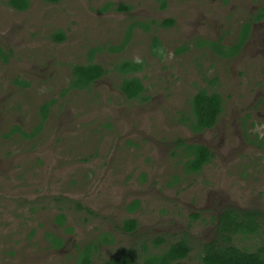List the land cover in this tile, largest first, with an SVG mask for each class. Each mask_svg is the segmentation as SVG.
<instances>
[{
	"label": "rangeland",
	"instance_id": "obj_1",
	"mask_svg": "<svg viewBox=\"0 0 264 264\" xmlns=\"http://www.w3.org/2000/svg\"><path fill=\"white\" fill-rule=\"evenodd\" d=\"M29 1L18 11L0 0V264H74L106 232L117 243L102 247L93 264L133 243L154 252L150 240L159 237L161 251L188 240L184 264H201L225 207L263 212L257 233L236 236L235 245L264 248V46L223 55L264 0ZM168 19L175 26H161ZM134 24L126 48L112 52ZM60 32L66 38L57 42ZM154 37L163 56L152 53ZM96 48L94 62L106 75L92 91L65 94L72 67L88 64ZM126 60L145 62L136 76L147 101L121 92L114 67ZM201 89L220 93L224 110L213 131L195 135L180 119ZM52 100L42 130L24 136L38 129L40 108ZM178 138L207 144L214 159L187 174L170 148ZM137 199L140 234L126 235L121 225L133 218L126 206ZM62 213L65 226L56 221ZM48 234L63 238L66 251Z\"/></svg>",
	"mask_w": 264,
	"mask_h": 264
},
{
	"label": "trees",
	"instance_id": "obj_2",
	"mask_svg": "<svg viewBox=\"0 0 264 264\" xmlns=\"http://www.w3.org/2000/svg\"><path fill=\"white\" fill-rule=\"evenodd\" d=\"M45 1L48 3H59L61 0ZM9 5L18 11H27L30 7V1L9 0ZM121 9L128 10V8ZM256 19H264V5L259 8ZM137 26H139V24H134L129 29L126 40L121 46L111 48L110 50L114 53L122 52L129 44L132 32ZM161 26L165 28L173 27L175 26V20L168 19L162 22ZM242 29L243 31L240 36L239 43L228 49V51L223 54L224 56L234 57L240 52L244 42L250 35L251 23L246 22L242 26ZM54 38L57 42H62L66 37L64 33L60 32L55 35ZM98 51V48L91 51L88 64H77L72 67L70 84L65 89V94L71 90L92 91L94 85L106 75V69L100 64L94 62V56ZM152 53H158L160 56L164 55V50L158 37H154L152 40ZM144 69L145 62L143 61L137 63L136 61L126 60L115 65L114 70L123 76L120 90L128 100H148V97L144 96L147 89L144 86L143 81L136 76L137 73L142 72ZM54 104L55 100H52L41 106L40 111L42 120L38 129H36L32 134L24 133V136L29 138L34 137L42 130V126L48 119L49 112ZM189 105V114L182 115L181 122L194 133H200L214 128L224 110V100L222 95L218 92H208L205 89L199 90L190 99ZM18 130L20 131L21 129L19 127L14 128L13 131H11V134ZM176 145L177 149L181 150L180 153L178 150H176V152L180 154V157L182 158V165L184 166V170L187 174L201 172L203 168L210 164L214 158L211 151L203 145H192L187 143L182 138L177 139ZM138 207L139 202H136L134 203L132 209L136 210ZM262 216L263 213L256 210H240L239 212L235 210H228L224 212L219 224L218 234L223 237L225 244L223 245L214 242L206 245L201 257L202 264H264V248L256 252H251L247 249L237 248L231 244V237L233 234H256L258 230L257 222ZM56 221H58L59 225L65 226L66 215L63 213L59 214ZM137 224L136 220L129 219L123 223L122 227L127 232H132L137 228ZM47 236L51 239L56 249L63 246V238L55 237L52 234H48ZM106 236L108 237V235H105L104 237ZM106 239L107 238L104 240ZM109 243H113V241H110ZM163 243V239H158L155 242V245L159 246ZM97 251L98 245L94 241H89L86 245H84L79 254H77L78 256L76 257L74 264H93V257ZM189 253L190 248L188 244L185 241H182L172 244L160 255L146 256L142 264H182L180 261L188 258ZM135 257L137 256L131 251L117 258L104 261L101 264H136Z\"/></svg>",
	"mask_w": 264,
	"mask_h": 264
},
{
	"label": "flooded vegetation",
	"instance_id": "obj_3",
	"mask_svg": "<svg viewBox=\"0 0 264 264\" xmlns=\"http://www.w3.org/2000/svg\"><path fill=\"white\" fill-rule=\"evenodd\" d=\"M258 10H259V8H258ZM258 10L256 11V13H255V15H253V16H250V20L248 21V22H250L251 23V29H250V35H249V37H248V39L244 42V44H243V46H242V49L240 50V52L238 53V54H236L234 57H232V58H237V57H239L240 56V54L242 53V51H244L245 49H246V47H249V46H253V44H254V42H256L257 43V45H259L258 47L261 49L263 46H264V34H262V31H259L256 27H258V28H262L263 26H264V19L263 20H257L256 19V16H257V12H258ZM242 31H243V29L241 28L240 29V31H239V40H240V36H241V34H242ZM239 40H238V42L236 43V44H238L239 43ZM259 52V51H258ZM246 117H247V115H246ZM220 118V117H219ZM180 121H181V119H180ZM218 122H219V119H218ZM218 122H217V124L215 125V127L214 128H212V129H208V130H205V131H203V132H200V133H194V132H192L185 124V126L188 128V131H189V133L190 134H195V135H203V133H205V132H208V131H213L216 127H217V125H218ZM176 142H177V139H176V141H172V145H170V148H174L175 147V150H178L177 149V145H176ZM188 143L189 144H192V145H203V146H205V147H207L210 151H211V153L214 155V157H215V153L213 152V150L207 145V144H204V143H194V142H192V141H189L188 140ZM178 152L180 153L181 152V150H178ZM214 159V158H213ZM207 166V165H206ZM204 169V168H203ZM200 173V172H199ZM191 174H198V173H191ZM136 202H139V207L138 208H136V210H133L132 208H133V205H134V203H136ZM129 203V202H128ZM141 206H142V203H141V201L139 200V199H137V200H133L131 203H129L127 206H126V210H127V212L129 213L128 215L129 216H131V217H133L132 218V220H136L137 221V228L134 230V231H132V232H127L126 230H124L123 229V223L126 221V220H129V219H126L125 221H123V223H122V225H121V231L124 233V234H126V235H135V234H140V224H141V221H139V219H138V213H139V210L141 209ZM230 211V210H235V211H237V212H239L240 210H244V211H249L248 209H238V208H231V207H225V208H223L222 210H221V212L217 215V217H216V227H215V232H214V236H213V238L210 240V241H207V242H204V244H203V252H204V249H205V247H206V245H208V244H212V243H214V242H216V243H218V244H225V241H224V239H223V237H221L219 234H218V228H219V224H220V221H221V218H222V215H223V213L224 212H226V211ZM251 211H253V210H251ZM257 211V210H256ZM259 212H261V211H259ZM261 213H263V212H261ZM263 217V216H262ZM194 218L197 220H199L200 219V217L198 216V215H194ZM261 219V218H260ZM259 219V220H260ZM259 220H258V222H259ZM258 222H257V225H258ZM258 228H259V226H258ZM156 231H160L158 228L156 229ZM258 231V230H257ZM184 231H182V233H183ZM113 234H115V232H112ZM112 233H109V232H106V233H103V234H100V235H98V237L97 238H94V239H92V240H90V241H94L97 245H98V251L95 253V255H94V257L97 255V253L101 250V248L102 247H113V246H115L116 245V243H117V238L112 234ZM105 235H108V237L106 236V237H104ZM238 235H242V234H236V235H232V237H231V244L233 245V246H236L235 245V238H236V236H238ZM251 235H254V234H251ZM151 236H153V233L151 234ZM150 236V237H151ZM104 237V238H103ZM105 238H107L106 240H104ZM112 238V239H111ZM156 238H151V240H150V244L152 245L153 244V246L155 247V251L154 252H152V251H150L149 250V248L147 247V249H146V251H145V249H144V251H143V253H140L139 251H138V248H135L134 247V245H135V243H133L132 244V246H131V248L130 249H123L122 251H121V253H120V255L119 256H122V255H124V254H127L128 252H134V254L137 256V257H135V261H136V264H142L143 263V261H144V259L146 258V256H148V255H160V254H162V252H164V251H166V249L168 248H166L164 251H161V249L163 248V247H165V245H166V240L164 239V238H162V237H159V238H157L156 240H155ZM158 239H163L164 240V243L162 244V245H159V246H156L155 245V242L158 240ZM110 241H113V243H109ZM182 241H185L187 244H188V246H189V248H190V253H189V256H190V254H191V247H190V244H189V242H188V240H186V239H181V240H179V241H177V242H175V243H179V242H182ZM175 243H173V244H175ZM87 244V243H86ZM85 244V245H86ZM142 244V243H141ZM172 245V244H171ZM170 245V246H171ZM84 247V246H83ZM83 247L79 250V252L83 249ZM237 248H239L238 246H236ZM65 248H66V242L63 244V246L62 247H60V248H58L57 250L58 251H60V252H65L66 250H65ZM241 249V248H240ZM79 252L77 253V254H79ZM252 252V251H251ZM256 252V251H255ZM78 255H76V257H77ZM119 256H116V257H113V258H117V257H119ZM94 257H93V260H94ZM113 258H111V259H113ZM189 258V257H188ZM188 258H185V259H183V260H181L180 262L182 263V264H184V261L186 260V259H188ZM110 260V259H109ZM107 261V260H106ZM201 264H202V262H201Z\"/></svg>",
	"mask_w": 264,
	"mask_h": 264
},
{
	"label": "clouds",
	"instance_id": "obj_4",
	"mask_svg": "<svg viewBox=\"0 0 264 264\" xmlns=\"http://www.w3.org/2000/svg\"><path fill=\"white\" fill-rule=\"evenodd\" d=\"M136 62H137V63H139L140 61H139V60H137Z\"/></svg>",
	"mask_w": 264,
	"mask_h": 264
}]
</instances>
